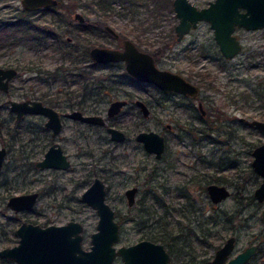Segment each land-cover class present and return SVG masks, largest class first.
<instances>
[{"label":"rangeland","instance_id":"rangeland-1","mask_svg":"<svg viewBox=\"0 0 264 264\" xmlns=\"http://www.w3.org/2000/svg\"><path fill=\"white\" fill-rule=\"evenodd\" d=\"M169 1V5L158 13L156 22L150 13L156 0H111V7L106 11H101L93 0H63L55 11H31L29 18L41 25L59 21L61 29H69L63 38L71 35L74 37L72 43L58 49L53 35L37 43L35 36H20L19 28L7 26L8 21L18 17L23 6L20 0H0V65H13L19 69L10 90H0V101L8 97L41 98L60 110H68L82 100L84 112L106 115L110 101L115 98H149V93L159 96L152 85L132 82L122 63L96 65L89 56L82 55L85 45H113L116 42L98 30L80 28L70 14L75 10L83 12L89 20L110 23L124 35L141 38L142 47L149 51L159 47V42L167 41L162 64L199 83V75L208 74L216 85L210 87L200 83L201 97L208 107L204 120L194 116L192 100L179 95L172 97L175 102L169 101L166 107L157 103L153 109L154 113L172 114L179 121L145 117L138 107L129 104L110 119L127 133L123 142L112 140L103 126L76 125L73 121L78 120L65 118V129L58 140L71 154L72 165L64 170L41 169L36 165L52 138L42 122L45 118L29 114L23 121H16L9 105H4L0 109V147L6 146L7 154L0 173V249L19 242L16 229L22 220L46 224L63 223L71 218L83 222V245L89 248L90 234L97 229L99 215L80 196L95 176L106 181L107 201L115 209L121 224L118 245L136 242L157 229L172 234L174 225L188 221L180 213L183 210L193 211L188 213L191 217L212 215L210 225L214 232L207 238L210 242L203 244L197 236L193 237L197 258L212 255L214 248L230 234L238 236L236 249L252 242L264 243V202L254 195L262 176L255 172L251 163L252 150L264 141V133L249 122L254 118L264 120V27L255 30L238 28L236 34L243 45L242 50L236 56L226 58L207 21H202L183 39L177 40L174 27L178 18L172 0ZM191 1L205 6L210 0ZM194 105L198 109L197 101ZM241 117L247 120H241ZM167 122L172 123L171 128L167 127ZM30 127H35L36 131L31 132ZM140 130L165 134L166 166L163 165L165 161L161 162L149 153L136 139ZM196 172L214 175L228 185L231 195L216 205L208 204L206 199L194 201L197 210L183 207L187 201L179 196L176 187L186 185V190L192 192L188 182ZM133 185L139 186V192L136 203L129 206L125 189ZM35 190L40 196L33 208L15 212L8 205L11 195ZM156 197H163L166 203L161 205L162 201ZM137 213L142 214L141 220L136 217ZM158 219L169 220L168 228L160 225ZM255 261V264L264 261V247ZM121 263V257L117 256L115 264ZM0 264L21 263L0 256ZM173 264L188 263L175 258Z\"/></svg>","mask_w":264,"mask_h":264},{"label":"water","instance_id":"water-1","mask_svg":"<svg viewBox=\"0 0 264 264\" xmlns=\"http://www.w3.org/2000/svg\"><path fill=\"white\" fill-rule=\"evenodd\" d=\"M26 10H37L41 7L57 5L60 0H20ZM172 7L178 18L175 25L177 38L180 40L192 27H196L201 20L210 23L214 30V37L219 44L221 53L226 58H232L242 50V43L235 35L237 26L247 29H257L264 26V0H210L208 5L199 7L191 0H173ZM241 8L244 10L241 11ZM75 19L84 21L82 13L76 12ZM106 28L116 37L119 32L111 25ZM90 56L95 62L124 61L126 71L140 80L150 81L164 90L179 91L191 96H198L200 86L178 71L160 68L153 54L139 46L129 37L121 41V47L95 45L90 49ZM17 74L15 67L0 66V89L8 91L10 80ZM19 120L28 113L43 114L47 117L45 124L53 128L54 133L60 131L62 115L52 105L44 103L41 99H14L9 98L5 103ZM4 102H0V107ZM128 104L126 98H118L110 102L106 116L102 113H85L74 109L64 113L80 121L93 124L106 125L107 118L118 114L123 106ZM144 116L149 115V108L141 99L137 100ZM201 105V102H200ZM250 124L255 125L264 133V120L251 119ZM2 121L0 117V130ZM107 131L110 138L115 141L126 139L125 131L108 125ZM136 139L143 143L148 152L157 158L162 155L166 140L164 134L156 130H141ZM254 158L252 166L256 173L262 176V181L255 188L254 195L259 201H264V141L252 150ZM6 155V147H0V172ZM41 168L59 167L70 165V160L63 152L60 144H53L44 157L37 162ZM137 186L128 187L125 194L129 205L136 201ZM208 191L213 201L219 202L230 195V190L225 184L212 182ZM107 187L103 178L97 176L81 194V200L91 205L98 213L99 218L96 230L91 232L89 248L83 245L84 225L81 221L71 219L62 224H49L46 226L31 221H22L17 228L19 242L13 246L0 249V255L15 259L21 264H115V258L121 257V264H172V254L163 242L150 238H141L130 244H120V222L116 218L115 209L106 200ZM38 191L11 195L8 205L15 211L30 209L38 198ZM264 220V208L262 210ZM235 235H231L215 253L213 263L222 264L234 248ZM257 244L247 246L237 255L224 264H243L256 251Z\"/></svg>","mask_w":264,"mask_h":264},{"label":"flooded vegetation","instance_id":"flooded-vegetation-1","mask_svg":"<svg viewBox=\"0 0 264 264\" xmlns=\"http://www.w3.org/2000/svg\"><path fill=\"white\" fill-rule=\"evenodd\" d=\"M63 0H60V2H62ZM96 4H97V6L99 7V9H101V11L102 10H107L108 8H110L111 7V4L109 3V2H104V3H101L100 4V0H93ZM127 1H132V0H127ZM173 1V0H172ZM59 2V3H60ZM58 3V4H59ZM172 3V2H171ZM58 4L57 5H54V6H51V7H41L40 9H45V10H53L52 8L54 7V9L56 10V6H58ZM195 4V3H194ZM208 5V4H207ZM198 6V5H197ZM199 7H202V6H199ZM23 9H25V8H23ZM26 10V9H25ZM38 10V9H37ZM54 10V11H55ZM242 10H244V8H241V11ZM27 11H29L30 13H31V11H34V10H27ZM76 12H80V13H82L83 15H84V17H85V20L84 21H79V20H77V19H75V17H74V15H75V13ZM30 13H29V15L28 16H30ZM70 13V12H69ZM70 14H72V16L74 17V19L80 24V28H87V29H89V30H93V31H96V30H98V31H100L101 33H102V35H108V36H110V37H112V39L116 42V44H113V45H106V46H111V47H121V41H122V39L123 38H125V37H129V38H131L138 46H139V48H141V49H143V50H147V49H145V48H143L142 47V43H141V38L140 39H134V38H132V37H130V36H127V35H124V34H122L117 28H115L113 25H111L110 23H103V22H101L100 20H89V18L88 17H86L85 16V14L83 13V12H81L80 10H75V11H73V12H71ZM176 15V14H175ZM177 17V16H176ZM202 21H206V20H201V21H199V23H198V25L202 22ZM11 21H8L7 22V26H9L8 25V23H10ZM208 22V21H207ZM50 23V22H49ZM77 23V24H78ZM84 24H86V25H84ZM111 25L113 28H115L118 32H119V34H120V36L119 37H116L112 32H110L107 28H106V25ZM210 24V23H209ZM83 25V26H82ZM176 25V24H175ZM197 25V26H198ZM90 26H92V27H90ZM196 26V27H197ZM3 27H5L4 25H3ZM196 27H192L191 29H190V31L192 30V29H194V28H196ZM264 27V26H263ZM262 27V28H263ZM175 28V27H174ZM238 28H244V29H246V30H255V29H247V28H245V27H243V26H237L236 28H235V31H234V33H235V35L237 36V34H236V31H237V29ZM68 29V28H67ZM213 29V28H212ZM257 29H259V28H257ZM69 30V29H68ZM189 31V32H190ZM175 32H176V30H175ZM188 32V33H189ZM187 33V34H188ZM176 35H177V33H176ZM186 35V34H185ZM184 35V36H185ZM51 36V35H50ZM49 36V37H50ZM184 36H183V38H184ZM54 37V36H53ZM238 37V36H237ZM74 37H72L71 35H67L66 36V39H67V41L68 42H70V41H72V39H73ZM182 38V39H183ZM239 38V37H238ZM177 40H179L178 38H177ZM181 40V39H180ZM216 40V39H215ZM72 42H70V44H71ZM80 45V44H79ZM79 45L78 46H76L77 48L79 47ZM95 45H105V44H94V45H91V46H89V45H85V47L82 49V55L84 56V57H90L91 58V60H92V64H96V65H99V64H105V65H107V64H115V63H122L123 65H124V67H125V62L124 61H110V62H106V63H102V62H95L93 59H92V57L90 56V49L93 47V46H95ZM158 45H161V46H163V45H168V42L167 41H164V42H159L158 43ZM219 45V44H218ZM242 47H243V45H242ZM166 49V48H165ZM165 49H163V48H161V47H159V48H155L153 51H149V50H147V51H149V52H151L152 54H153V56L155 57V60H156V63H157V65L160 67V68H168V69H171V70H175V69H172V68H170L169 66H167V65H164V64H162V59L165 57ZM87 51V52H86ZM172 52V51H171ZM223 55V54H222ZM224 56V55H223ZM236 56V55H235ZM225 57V56H224ZM0 66H2V67H15L16 69H17V74H18V71H19V69H18V67H16V66H13V65H8V66H3V65H0ZM126 69V68H125ZM175 71H177V70H175ZM127 72V71H126ZM178 72H180V71H178ZM128 73V72H127ZM181 74H183L187 79H189L190 81H192V82H194V83H196V84H198L199 86H200V93L198 94V96H196V97H194V96H191V95H187V94H185V93H182V92H179V91H171V90H164V89H162V88H160V87H158L155 83H153V82H150V81H145V80H140V79H137L136 77H134V76H132L131 74H129L128 73V75H129V77H130V79H131V81L132 82H134V83H141V84H148V85H152L155 89H157V91H158V95L159 96H157V95H153L152 93H149L150 94V97L148 98V97H141V96H136L135 98H132V97H121V98H126L127 100H128V104L127 105H125V106H123V108H122V110L120 111V112H122L124 109H125V107H127L129 104H132V105H135L136 107H138L139 109H140V107H139V105L137 104V100L138 99H141L142 101H144L145 102V104L148 106V108H149V115L148 116H145V117H153V118H155L157 121H179L178 120V118L177 117H175L174 115H172V114H167V113H163V112H153V109H155L156 107H157V103L160 105V107L161 106H163V107H166L167 106V104H168V102L169 101H173V102H175V100L174 99H172V97L174 98V96L175 95H179V96H182V97H184V98H186V99H189V100H192V102H193V106H191L193 109H195V112H194V116H197V117H199L200 119H205V117H206V115H207V113H208V107L206 106V101H205V99H203L202 97H201V85H200V83L198 82V81H196L194 78H190L189 76H187V75H185L184 73H182V72H180ZM16 74V75H17ZM15 75V76H16ZM14 76V77H15ZM13 77V78H14ZM12 78V79H13ZM12 79L10 80V86H11V81H12ZM10 86H9V90H10ZM1 91H4V92H8V91H5V90H2V89H0ZM9 98H12V97H8V98H6L5 100H3V101H0V102H4V104L0 107V109L4 106V105H9V108H10V104L7 102V103H5V101L7 100V99H9ZM29 98V97H28ZM24 99H26V98H24ZM32 99H41V98H32ZM115 99H118V98H115ZM115 99H113V100H115ZM41 100H43V99H41ZM113 100H111V101H113ZM153 100H155V101H153ZM44 101V100H43ZM110 101V102H111ZM195 101H197V107H198V109L195 107ZM200 102H201V105H200ZM44 103H47V102H45L44 101ZM82 103H83V101L82 100H80L79 102H78V104H74V105H72V108H70V109H68V110H60V109H58L57 107H55L54 105H52L53 107H55L57 110H59L60 111V113H61V115H62V126H61V129H60V131H58L57 133H54V131H53V128H51V127H49V126H47L46 124H45V120L47 119V117L45 116V115H43V114H34V113H28V114H25L24 116H22V118L21 119H19V120H17L16 119V114H15V112H14V114H15V120L16 121H23V119L27 116V115H29V114H32V115H41V116H43L44 118H45V120L44 121H42L43 122V124H44V126H45V129L48 131V133H49V136L50 137H52L51 138V143L48 145V148H47V150L53 145V144H60L61 145V147H62V150H63V152L67 155V158L70 160V165L68 166V167H65V168H59V167H52V166H50V167H44V168H54V169H59V170H64V169H67V168H69L71 165H72V158H71V154L66 150V148L62 145V143L58 140L59 138H60V136H61V133H62V131L65 129V121H64V119L65 118H71V117H68V116H64V113H66V112H68V111H71V110H74V109H80V110H82L81 109V106H82ZM47 104H49V105H51L50 103H47ZM110 104V103H109ZM109 106V105H108ZM108 108V107H107ZM11 109V108H10ZM199 111L198 113L196 112V111ZM83 111V110H82ZM140 111H141V109H140ZM84 112V111H83ZM119 112V113H120ZM142 112V111H141ZM86 113V112H85ZM106 113H107V110H106ZM118 113V114H119ZM118 114H116V115H118ZM143 114V113H142ZM104 115V114H103ZM115 115V116H116ZM106 116V115H105ZM115 116H113V117H115ZM1 117V116H0ZM113 117H110V118H107V123L108 124H106V125H100V126H103L104 128H106V130H107V126L108 125H114V126H116L115 124H113L111 121H110V119L111 118H113ZM71 119H74V118H71ZM255 119V118H254ZM259 119V118H258ZM74 120H78V119H74ZM241 120H247V119H245V117H241ZM1 121H2V118H1ZM250 121V120H249ZM74 122V124H76L77 125V123H85V124H88V125H99V124H93V123H90V122H87V121H80V120H78V121H73ZM208 125H210V123L208 124ZM116 127H118V126H116ZM167 127H169V128H171L172 127V123H170V122H167ZM119 128V127H118ZM30 130H31V132H35L36 131V129H35V127H30L29 128ZM75 130L77 131V132H80V129H76L75 128ZM1 131H2V127H1V130H0V134H1ZM76 131H74V132H76ZM141 131V130H140ZM75 133V135L77 136V134L78 133ZM138 133V132H137ZM137 133H136V135H137ZM161 133V132H160ZM125 134H126V139H127V133L125 132ZM163 134V133H162ZM110 135V134H109ZM136 135H135V137H136ZM164 136H165V134H164ZM78 137V136H77ZM165 140H166V137H165ZM115 141V140H114ZM117 142H123V141H117ZM1 147H3V146H1ZM6 147V146H5ZM46 150V151H47ZM46 151H45V153H46ZM45 153H44V155H45ZM149 153H152V152H149ZM6 154H7V148H6ZM154 154V153H153ZM167 154H168V151H167V141H166V146H165V149H164V151H163V153H162V155L160 156V158H158L161 162L162 161H165V163L163 164L164 166H166L167 164H166V161H167V158H168V156H167ZM155 155V154H154ZM6 156V155H5ZM44 157V156H43ZM42 157V158H43ZM156 157V156H155ZM41 158V159H42ZM157 158V157H156ZM41 159H38L37 161H36V165H37V162L39 161V160H41ZM4 160H5V158H4ZM4 164V163H3ZM38 166V165H37ZM163 166V168H165ZM3 167V166H2ZM39 168H41L40 166H38ZM44 168H41V169H44ZM1 171H2V169H1ZM1 173V172H0ZM95 177H97V176H95ZM94 177V178H95ZM100 177V176H99ZM93 178V179H94ZM102 178V177H101ZM217 179L214 177V175H210V174H207L206 172H203V173H195L193 176H191V179L189 180V182H188V185H190L189 187L191 188L190 190H192V192L191 191H187L186 190V185H180V186H177L176 187V190H177V193L179 194V196L180 197H183V199L184 200H186L187 201V203L185 204L184 203V205H183V207H187L188 208V206H190V208L191 209H194V210H197L198 209V207L197 206H195V204H194V201L195 202H199V201H203V200H207L208 201V204H211V205H216V204H218V203H220L221 201H219V202H215V201H213L212 200V198H211V196H210V193H209V191H208V185L210 184V183H212V182H215V183H219V184H224V183H222V182H220V181H216ZM93 181V180H92ZM105 181V180H104ZM106 182V181H105ZM225 185H227V184H225ZM133 186H137V185H133ZM107 187V186H106ZM129 187H131V186H129ZM138 187V191H137V193H136V199H137V194H138V192H139V186H137ZM227 187H228V185H227ZM128 188V187H127ZM126 188V189H127ZM229 188V187H228ZM125 189V190H126ZM229 190H230V188H229ZM35 191H37V190H35ZM29 192H33V191H29ZM38 193H39V191H38ZM83 193V192H82ZM81 193V194H82ZM14 195V194H13ZM126 195V194H125ZM230 195H231V190H230ZM229 195V196H230ZM39 196H40V193H39V195H38V198H39ZM106 197H107V194H106ZM10 198V197H9ZM8 198V199H9ZM38 198H37V200H38ZM127 198V197H126ZM157 198V200L159 199V201H162V203H166L165 201H164V199H163V197L162 198H160V197H156ZM80 199H81V196H80ZM106 200H107V198H106ZM224 200V199H223ZM164 201V202H163ZM206 201V202H207ZM37 202V201H36ZM261 202H264V201H261ZM7 203H8V201H7ZM127 203H128V200H127ZM135 203H136V201H135ZM134 203V204H135ZM161 203V202H160ZM36 204V203H35ZM133 204V205H134ZM129 205V204H128ZM133 205H129V206H133ZM182 207V206H181ZM12 208V207H11ZM31 208H33V207H31ZM30 208V209H31ZM263 208H264V206H263ZM25 210H29V209H25ZM25 210H20V211H25ZM263 210V209H262ZM15 211V210H14ZM20 211H15V212H20ZM193 211H190L189 212V210L188 211H185V210H183V211H181L180 213H182L183 214V217H187V219L186 220H188L187 222H181V223H179V225H174V230H173V232H172V236L175 238V240H174V243H173V245H175V250H176V255H174L170 250H169V248L167 247V245L163 242V241H159V242H163L165 245H166V247L168 248V250L170 251V253L172 254V264H173V259H175V258H177V259H182L184 262H187L188 264H205V263H207V264H214L213 263V259H214V256H215V253H216V251H217V249L219 248V247H221L222 246V244L228 239V237L229 236H231V235H235V237H236V239H235V242H234V248H233V250L230 252V254L228 255V257H227V259H226V261L224 262V263H226L230 258H232V257H234L235 255H237L240 251H242L243 249H245L247 246H250V245H253V244H257L258 246H257V248H256V251H255V253L245 262V263H243V264H255L256 263V261H255V259H256V257H257V255H259V253H260V251H261V249L264 247V243L262 242V241H257L256 243H254V242H252V243H250V244H246L244 247H242V248H239V249H236V243H237V241H238V236L236 235V234H230L225 240H224V242L223 243H221L220 245H218L217 247H215L214 248V251H213V254L211 255V254H204V255H202L200 258H197V256H198V254H197V247L195 246V244H194V239H193V237L194 236H197L198 238H199V241L201 242V243H203V244H206V243H209L210 241H208L207 240V238L208 237H210V235L212 234V232H214V230H213V227L210 225L211 224V217H212V215H209L207 218H199V216H197L196 217V215H194V213H193V217H191V215H189L188 213H192ZM115 213H116V211H115ZM116 218H117V216H116ZM71 219H73V218H71ZM71 219H68L66 222H68L69 220H71ZM75 220H77V219H75ZM118 220V219H117ZM197 220V221H196ZM22 221H31V222H33V223H39V222H37V221H35V220H22ZM80 221V220H79ZM119 221V220H118ZM159 221H161V219H158V222ZM264 221V220H263ZM66 222H63V223H66ZM216 219H215V224H216ZM22 223V222H21ZM20 223V224H21ZM83 223V222H82ZM19 224V225H20ZM41 225H43V226H46V225H49V224H62V223H55V222H51V223H46V224H42V223H40ZM84 225V224H83ZM160 225H162V223L160 224ZM163 226V225H162ZM173 226V225H172ZM19 227V226H18ZM17 227V228H18ZM120 228H121V224H120ZM83 231H84V229H83ZM16 232H17V229H16ZM19 235V234H18ZM84 237V236H83ZM144 238H148V237H144ZM151 239V238H150ZM155 241H157V240H155ZM17 244V243H16ZM15 245V244H14ZM13 246V245H12ZM1 256V255H0ZM1 257H3V256H1ZM4 258H6V257H4ZM7 259H10V258H7ZM15 260V259H14ZM224 263H222V264H224ZM262 264H264V261L262 262Z\"/></svg>","mask_w":264,"mask_h":264},{"label":"trees","instance_id":"trees-1","mask_svg":"<svg viewBox=\"0 0 264 264\" xmlns=\"http://www.w3.org/2000/svg\"><path fill=\"white\" fill-rule=\"evenodd\" d=\"M99 2L100 4L104 2H109L111 4V0H100ZM169 2H170L169 0H156L155 6L150 9V13L154 16L153 19L154 22H156V20L158 19V13H160L164 7L169 5ZM60 4L62 5L63 3L60 2L59 5ZM52 9L55 10L54 7ZM29 13H30L29 11L23 9L22 12L18 15V17L15 20L8 23V25H13L19 28L21 30L20 36H24V35L35 36L36 37L35 42L37 43H39L41 40L48 38L50 35H53L54 39L56 40V47L58 49H63L64 45H68V46L70 45V42H68L66 38L65 39L63 38L65 32H67V29L66 28L61 29L60 27L61 24H59V21H53L51 24L41 25L40 23L35 22L33 19H30L28 16ZM77 25L80 26L79 23ZM158 46L163 49L167 47V45H163V46L158 45ZM73 50H75V48H73ZM78 75L84 77L83 74L81 73H79ZM199 76L201 77L200 83L202 82L203 84H207L210 87H216V85L212 83V80L209 78L208 74L202 73ZM160 204L164 205L165 203H160ZM165 207L167 206L165 205ZM136 217L141 220L142 214L137 213ZM161 223L163 227L168 228L169 220H161ZM158 230L159 229H157V231L155 232L151 231L146 233L145 237L157 241H163L167 245L169 250L174 255H176V250L174 248L175 245H173L175 238L172 236V234H166L164 231H160V230L158 231Z\"/></svg>","mask_w":264,"mask_h":264}]
</instances>
